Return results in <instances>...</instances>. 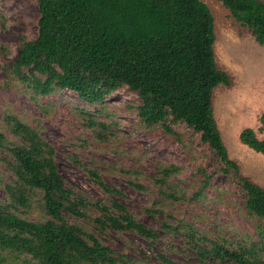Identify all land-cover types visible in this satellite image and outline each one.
Segmentation results:
<instances>
[{
	"label": "trees",
	"instance_id": "obj_1",
	"mask_svg": "<svg viewBox=\"0 0 264 264\" xmlns=\"http://www.w3.org/2000/svg\"><path fill=\"white\" fill-rule=\"evenodd\" d=\"M218 1L264 46L262 1ZM38 6V35L21 38L9 69L12 79L36 99L70 91L90 107L125 89L137 97L131 107L144 130L161 131L183 148V133L176 126L199 135L220 171L239 186L254 231L238 240L212 217L202 219L205 212L193 220L209 224L211 230L166 212L176 203L209 210V203L225 202L223 192L215 199L206 194L212 175L203 164L195 167L190 191L173 182L183 167L159 163L152 179L159 198L146 214L164 216L162 229L182 234L200 263L264 264V188L230 158L215 117V89L232 81L216 62L215 20L209 7L201 0H38ZM260 121L258 131L263 133L264 114ZM88 126L106 128L94 120ZM240 141L264 155V139L253 128L243 129ZM0 151L11 174L7 183L0 180L6 193L0 200V264H131L129 256L104 242L109 232L133 233L153 243L160 238L135 217L122 201L125 194L104 181L97 169L83 167L106 201L77 192L61 175L54 148L19 119L8 117L0 130ZM130 184L147 190L140 183ZM33 212L38 216L32 218ZM160 258L164 264H178Z\"/></svg>",
	"mask_w": 264,
	"mask_h": 264
},
{
	"label": "rangeland",
	"instance_id": "obj_2",
	"mask_svg": "<svg viewBox=\"0 0 264 264\" xmlns=\"http://www.w3.org/2000/svg\"><path fill=\"white\" fill-rule=\"evenodd\" d=\"M211 10L215 20V58L220 70L231 78V85L215 89V117L231 159L236 161L245 176L264 188V155L257 153L240 141L245 128H253L259 138L261 116L264 114V46L260 45L251 31L243 27L218 0H201ZM264 3V0H260ZM38 0H0V130L8 117H15L40 132L55 151L58 169L68 184L94 200L106 201L101 188L87 174L84 166L98 170L104 181L121 190L124 204L135 217L157 230L156 242L133 233L109 232L104 242L116 252L129 256L131 264H164L166 257L178 264L200 263L184 245L182 234L162 229V215L151 216L145 210L154 208L159 198L152 179L157 166L175 164L183 167L173 182L192 191L195 167L203 164L212 175L209 198L223 192L225 202L209 203L207 209L199 204L176 203L166 209L176 219L192 222L199 213L203 219L212 217L227 233H235L240 240L243 234L254 231L251 219L242 208L239 186L220 171L215 156L204 146L200 136L193 134L185 125L176 126L183 133L186 147L161 131H147L140 127L131 105L137 97L127 90L112 94L105 104L87 106L70 91L55 97L36 99L23 85L12 79L9 69L21 49V38L34 39L38 35ZM89 115L84 114L85 110ZM93 115V116H92ZM104 123L106 128L90 127L89 121ZM238 130V131H237ZM100 134L102 136H100ZM239 147V148H238ZM188 151L195 159H191ZM0 151V180L11 178ZM130 181L144 185L139 191ZM6 199L0 187V200ZM38 216L33 212L32 218ZM167 220V219H166ZM173 225L177 221L168 220ZM209 221H211L209 219ZM197 227L211 230L203 221H194ZM219 264H232L219 262Z\"/></svg>",
	"mask_w": 264,
	"mask_h": 264
},
{
	"label": "bare ground",
	"instance_id": "obj_3",
	"mask_svg": "<svg viewBox=\"0 0 264 264\" xmlns=\"http://www.w3.org/2000/svg\"><path fill=\"white\" fill-rule=\"evenodd\" d=\"M238 131V130H237ZM239 148V147H238Z\"/></svg>",
	"mask_w": 264,
	"mask_h": 264
}]
</instances>
